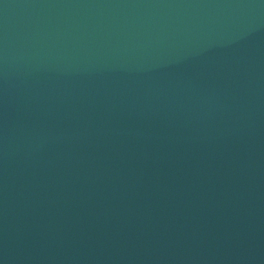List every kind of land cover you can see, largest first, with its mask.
I'll use <instances>...</instances> for the list:
<instances>
[{"label":"water","instance_id":"obj_1","mask_svg":"<svg viewBox=\"0 0 264 264\" xmlns=\"http://www.w3.org/2000/svg\"><path fill=\"white\" fill-rule=\"evenodd\" d=\"M0 264H264V0H0Z\"/></svg>","mask_w":264,"mask_h":264}]
</instances>
